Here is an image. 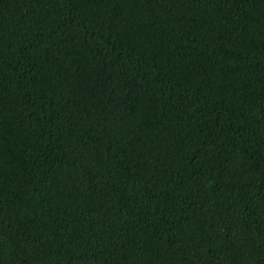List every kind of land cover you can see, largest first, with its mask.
<instances>
[{
	"label": "trees",
	"instance_id": "16d2710c",
	"mask_svg": "<svg viewBox=\"0 0 264 264\" xmlns=\"http://www.w3.org/2000/svg\"><path fill=\"white\" fill-rule=\"evenodd\" d=\"M0 264H264V0H0Z\"/></svg>",
	"mask_w": 264,
	"mask_h": 264
}]
</instances>
